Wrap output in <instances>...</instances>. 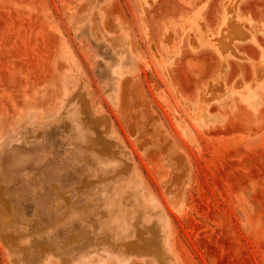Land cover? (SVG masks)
Returning <instances> with one entry per match:
<instances>
[{"label":"rangeland","instance_id":"374dc122","mask_svg":"<svg viewBox=\"0 0 264 264\" xmlns=\"http://www.w3.org/2000/svg\"><path fill=\"white\" fill-rule=\"evenodd\" d=\"M0 264H264V0H0Z\"/></svg>","mask_w":264,"mask_h":264},{"label":"bare ground","instance_id":"6f19581e","mask_svg":"<svg viewBox=\"0 0 264 264\" xmlns=\"http://www.w3.org/2000/svg\"><path fill=\"white\" fill-rule=\"evenodd\" d=\"M247 8H248V7H247ZM244 9H245V8H244ZM236 10H237V7L234 8V12H235ZM261 15H262V14H261ZM224 22L227 23V21H224ZM238 28H239V27H237V29H238ZM227 38H228V37H227ZM228 40H229L230 44L227 43L225 46L221 47V49H220L221 51H224V52H227V53H228V51H229L230 49L232 50V48H233L232 43H231L232 41L236 40L237 43H241L242 40H245V39H243V37H241V36L238 35L237 37H236V36H235V37H234V36H229V39H228ZM223 41L226 42L225 40H223ZM244 44H245V43H244ZM247 46H248V45H247ZM247 46H246V47H247ZM252 47H253V46H252ZM245 49H246V48H245ZM234 50H235V49H234ZM254 50H255V49H254ZM248 51H250V53H251V50H248ZM252 51H253V50H252ZM231 52H233V51H231ZM235 53H237V52L234 51V52H233L234 55H239V54H235ZM228 54H229V53H228ZM200 55H201V54H200ZM230 55H231V54H230ZM241 56H242V55H241ZM244 56H245V55H244ZM244 56H243V57H244ZM243 57H242V58H243ZM248 57H249V56H248ZM254 57H255V56H254ZM207 58H209V55H208ZM245 58H247V57H245ZM247 60H248V59H246V61H247ZM248 62H249V61H248ZM221 63H222V61H221ZM249 63H250V62H249ZM225 65H226V64H225ZM194 66H195V65H194ZM197 66H198V64H197ZM235 67H236V66H235ZM222 68H223V67H222ZM226 68H227V67H226ZM200 69H201V68H200ZM244 69H245V68H244ZM244 69H243V70H244ZM223 70H224V69H223ZM236 70H237V69H236ZM240 70L243 72V70H242V66H240ZM245 71H246V70H245ZM233 72H234V71H233ZM207 73H208V72H207ZM238 73H239V71H238ZM194 74H195V73H194ZM229 74H230V73H229ZM243 74H244V73H243ZM180 76H182V75H180ZM232 76H233V75L231 74V78H230V79H232V78L234 77V76H233V77H232ZM186 77H187V76H186ZM195 77H196V76H195ZM179 79H180V77H179ZM186 80H187V78H186ZM180 81H182V79H181ZM187 81H188V80H187ZM216 82H217V81H216ZM182 83H183V82H182ZM219 83H220V82H219ZM185 84H186V83H185ZM213 85H216V84H213ZM213 85H212V86H213ZM204 108H205V107H204ZM204 110H205V109H204ZM234 121H235V120H234ZM227 124H228V123H227ZM236 124H237V123H236ZM225 129H226V128H225ZM225 129H224V131H225Z\"/></svg>","mask_w":264,"mask_h":264}]
</instances>
